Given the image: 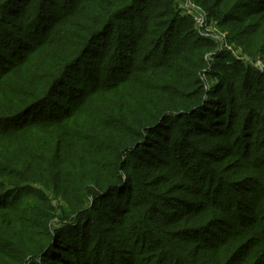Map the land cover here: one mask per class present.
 Instances as JSON below:
<instances>
[{
	"label": "trees",
	"instance_id": "trees-1",
	"mask_svg": "<svg viewBox=\"0 0 264 264\" xmlns=\"http://www.w3.org/2000/svg\"><path fill=\"white\" fill-rule=\"evenodd\" d=\"M47 1L45 9L34 18L30 12L35 14L40 5L35 10L33 5L30 9L24 4L23 9L18 10L15 3L13 10L12 0H0V264H37V259L48 264H105L107 258L103 255L108 249L112 256L107 264H135L136 261L141 264V261L144 264H264L263 152L258 154L262 162L258 159L248 164L250 167L258 165L250 175L239 176L233 182L216 180L218 185L213 192V181L210 189L204 184L203 196L210 200L205 208L191 211L187 210L188 204L191 205L187 200L177 202L185 204L191 217L205 213L200 220H183V216L180 222L174 218L161 222L159 205L155 206L148 197L141 199V191L135 193L144 188V183L131 172L141 165L156 169L155 165L158 167L172 151L185 154L184 147H169L170 137L175 136L179 123L184 122L186 128L189 127L187 134L223 137L221 122L231 121L230 114L223 118L226 108L219 106L217 100L213 102L204 97L207 91L199 76L205 72L211 55L215 59L211 64L213 72L231 67L239 76H246L248 67L233 58L225 61V56H218V46L210 39L182 36L181 32L189 33L186 27H192L193 22L179 19L171 0H150V7L155 9L153 13L145 8L149 0H95L94 10L101 11L103 17L81 14L79 21L72 19L77 16L75 9L81 5L83 8L84 3L91 0H60V16L52 12L57 3ZM190 1L203 8L209 24L237 26V38L245 43L252 39L251 28H262L261 24L251 26L247 21L253 15L256 17L251 21L255 18L264 21V3L260 4L262 10L247 13L241 10L246 0ZM64 3L70 11L62 10ZM92 5L86 6V13ZM105 6L110 8H101ZM49 11L52 15L46 20L44 15ZM7 17L18 20L15 24L7 21ZM173 17L176 27L166 29ZM77 31H81L78 37ZM49 34L53 35L52 39L47 38ZM75 37L78 42H71ZM112 37L116 41L109 52L108 40ZM29 38L34 44L26 43ZM137 44L141 47L135 48ZM185 44L188 48L180 49L179 46ZM98 45L100 48L95 50ZM125 47L130 50L129 54ZM155 55H161L162 59L152 60ZM188 55L190 58H185ZM89 56H93L97 67L106 65L105 70L90 67ZM85 64L86 68L93 69L92 76L85 77L83 71L80 75V66ZM21 70L24 71L19 75ZM76 74L77 85L86 87L87 81L91 84L89 92L85 93L75 84ZM140 76L144 80L138 82ZM102 77L103 83L110 81V85L102 84ZM237 82L238 94H242L241 88L253 91L246 105L260 122L264 109L259 114L260 96L253 88L254 79L248 83ZM128 83L133 84L128 86L133 89L132 100L125 96V101L119 100L115 105L103 100L102 105L100 102L92 107L91 103L109 89L116 88L114 99H118L120 86ZM185 86L195 87L192 98L181 93ZM84 116L90 120H85ZM179 132L182 130L176 134ZM244 149L246 152L247 148ZM75 151H80L83 157L107 154L115 161L101 171L102 164L91 161L93 171L100 173L90 179L78 175L71 166L77 158ZM244 152H237V157ZM207 153H201L203 157L208 156L207 165L217 164L215 157ZM176 162L172 164L169 181L174 173L175 176L181 174L175 167ZM80 168L82 173V164ZM46 193L68 207L60 208L59 215L55 216V208ZM29 196L37 206L25 204L24 209L21 203ZM89 198L94 201L90 206ZM100 198L104 201L98 202ZM131 199L137 202L130 203ZM103 207L110 208L118 218L105 214L100 210ZM25 214L34 215L35 219L40 216L47 225L55 218L70 224L77 221L81 236L77 232L75 240L61 238L59 234L64 233L61 230H66L70 224L49 236L47 231L39 229L38 238L26 240L34 247L28 249L27 244V249L20 251L18 247L23 242L20 237L16 239L17 228L24 236H34L29 225L32 220L20 226L26 221ZM96 218L104 228L96 224ZM128 221L141 224L126 228ZM92 227L103 241H95ZM118 227L122 229L120 235ZM103 231L105 236L101 235ZM140 231H143L140 243L142 241L148 249L140 255L130 250L126 252L129 256H124L127 250L123 245L111 246L106 239L112 234L117 243L126 240L136 249L139 240L135 244L130 235H140ZM10 239L16 240L8 242ZM63 241H72L73 247L64 248ZM194 242L199 243L197 246L202 252L197 246H191ZM9 248L15 249L18 256L8 252Z\"/></svg>",
	"mask_w": 264,
	"mask_h": 264
},
{
	"label": "rangeland",
	"instance_id": "rangeland-1",
	"mask_svg": "<svg viewBox=\"0 0 264 264\" xmlns=\"http://www.w3.org/2000/svg\"><path fill=\"white\" fill-rule=\"evenodd\" d=\"M51 1L53 4L57 3V5L54 8H52V12H55L58 14V16H60L62 12L60 9L61 7L60 0H51ZM83 1L84 0H82V2ZM94 1L95 0H91V1H88L87 3H84L85 5L83 8H82V5L81 7L76 8L75 13L77 14V16L72 19L79 21L81 14H86L89 17H92L94 15L93 18L96 16L103 17V13L101 11L94 10L95 8ZM171 1H172L171 3L173 4L175 12H177L178 14L177 16L179 19L186 18V19L191 20V22H193V24H191L192 27L190 25L186 27L189 33L181 32L180 34L182 36H185V37L189 36L191 38H197L196 36H198L203 39L212 40L216 44V46H218V50H217V53L219 54V55L217 54L218 56H221V58L225 56V59H224L225 61L230 60L228 58H233L234 60H238L244 63L245 66L248 67V74L246 76H239L238 73L236 72V69H233L231 67H228L225 69H214L215 72H213L211 70V64L213 63V61H215V59H213L212 58L213 55H211L207 61L208 66L205 69V72L199 76V81L204 86V89L207 91V94H206L207 96H204V97L212 100L213 102L215 99L219 102V106L223 105V108H226L227 111L225 115L223 116V118L226 119L228 117V113L230 114L231 121L226 120V121H223L224 123L221 122L223 127L227 125L225 129L221 127L222 128L221 130H224L223 137H210L206 135H197L195 133L187 134V132H189L190 130L189 127L186 128V125L184 122L179 123L175 131L177 132L179 129H181L182 132L181 133L179 132L178 134H176L175 132V136L170 137L169 147L170 149H173L174 145H177L179 148L184 147L187 150L185 151L186 155L180 151H172L171 154L167 156L164 161L158 164V167L155 165L156 169L154 170L149 169L147 165H143V166L141 165L140 169H137V168L131 169V172H133L134 175L138 179H140L142 183H144V188L137 189L135 193L139 194V191H141V194H140L141 199L148 197L147 200H149L152 203L154 202L155 206L159 205L158 208L162 214V216H160L161 222H167L173 218L174 220H177L180 222L183 216H184L183 220L185 218L189 220H194L193 218L200 220L201 218H203L206 215L205 213H200L194 217H191L189 214V211L186 212L187 207H185V204L183 203L184 205H182V203H177V202L184 200V199L187 200V202L188 203L190 202L191 204V205L188 204V206L190 207L187 210H191V211L205 208L210 203V200H207L203 196L204 190H205L203 189L204 184H205V188L208 187L207 189H210L211 181H213V185H212V192H213L214 188L218 185V183H216V180H220L223 183H226L228 181L233 182V181H237L239 176L250 175L251 172H254L258 168L257 167L258 165L250 167L248 166V164H252L253 160H258V159H259V162H262L263 159H260L261 157H259L258 154L262 152L264 153V138L262 139V136H264V134H262V130L264 128L263 127L264 118H261L259 122V120H257L255 116L252 113H250L251 110L250 108H247L246 101L249 102L248 99L250 98V94L253 91L250 88H245V89L241 88L242 94H238L240 87H239V83L237 82L239 80V81L248 83L251 78L254 79L253 88H255L257 92V96H260L259 103H257L258 112L259 114H262L263 112L262 110L264 109V48L262 49L261 47L264 46V21L258 20V18H255L254 21H251V18L254 19L256 15H253L251 18L248 19L247 24H250L251 26L256 25V24H261L262 28L261 30L258 28V26H256L255 28H251L252 39L245 43L242 40L237 38V32H238L237 26L224 25L221 27H217V26L211 25L208 23V20L206 18L207 16L202 7L194 4L190 0H171ZM149 2L150 0L148 1V4L146 5L145 8L146 10H149L150 12L153 13L155 12V9L153 10L152 7H150ZM15 3L18 4V6L16 7L18 8V10L22 8L24 4H28V8L30 9H31L30 5H33L32 8L35 10L40 5L37 12L35 11V14L30 12V14H32L35 18L36 15L39 16L38 12H41L45 9L46 5L48 4V1L47 0H12V3H11L12 9H13V6H15ZM98 3H100L101 6L104 5L103 2L101 1H97V4ZM261 3H264V0H246V4L244 8H242L241 10H245L247 11V13H254L255 11L262 8V5L260 6ZM87 5H92V8L89 9V12L86 13ZM140 7L141 6L139 5V8ZM101 8H110V7L105 6ZM65 9L70 11L69 6L68 5L66 6V4L62 10H65ZM52 12L50 11L49 13L46 12L44 15V18L47 20L49 17H51ZM18 13L20 12L18 11ZM175 17L171 19L170 21L171 25L170 26L167 25L166 29H171L172 25H174ZM6 20L9 22L12 21L13 23L16 24L18 19L14 17H7ZM103 20H106V19H103ZM164 22H162L161 24H163ZM176 24L177 23L175 22L174 27H176ZM77 33H78L77 37L81 35V31H77ZM77 37L73 38L71 42L77 43L78 42V40L76 39ZM47 38L52 39L53 35L49 34L47 35ZM51 41L53 40H50V42ZM54 41H56V38L54 39ZM114 41H116V39L113 37L108 40L107 49L109 50V52L113 50L112 48H114L113 46ZM125 41L126 39H123V42ZM26 43L29 45L34 44V42L30 38L27 39ZM102 45H101V48H102L101 52L103 50ZM188 46H189L188 44H185V45H180L179 47L180 49H183V48L185 49V48H188ZM95 47H96L95 50H98L100 48V45L95 46ZM139 47H141V44H137L135 48H139ZM45 49L46 48H44L43 50L45 51ZM125 49L127 50V54H129L130 50L127 49V47H125ZM226 54H228L229 56ZM92 58L93 56H89L87 58V60L89 59L92 60L90 67L95 68V69L105 70L106 65H103L104 68L102 66L97 67L95 60ZM185 58H190V56L188 55ZM161 59H162L161 55H155L153 56L152 60L158 61ZM224 60L221 59L222 62H224ZM81 66H80L81 68L80 72L78 71L80 75L82 74V71H83V74L85 75V77L88 75L92 76L93 69L86 68V66L88 67L87 64L83 65L82 67ZM23 71L24 70L19 71L20 72L19 75H21ZM76 76H78V74L74 75L73 80L76 81L75 84L77 85ZM141 76H144V75L142 74ZM141 76L137 77L138 82L144 80L143 77ZM121 77H124V76H122L121 74ZM101 80H102V84L110 85V81H106V84L103 83V80H104L103 77ZM188 81H190V79H188ZM90 85L91 84L87 81L86 87H84L83 85H77V86L80 89H83L84 92L86 93L90 91L89 90ZM131 85L133 84L128 83V84H124L120 86L121 96H119L118 99H114L115 98L114 96L117 95L115 91L116 88L112 90L111 89L107 90V93L105 95L104 94H102L101 96L99 95V97L96 98L95 101L91 103L92 107H96L98 103L100 102H101L100 104L102 105L103 100L109 101V104H113V105L117 104L119 100L125 101L126 98H128L129 100H132L131 97H133L132 96L133 89L132 87H128ZM143 85L145 86V88L149 89V86L145 82L143 83ZM221 86H223V89H220ZM226 90H227V93H226ZM194 92H195V87L185 86L181 88V93L185 96H188L187 98H192V94ZM238 95H241V96H238ZM104 96L106 97L104 98ZM125 96L127 97L125 98ZM135 96H138V95H135ZM236 98H240V99L236 100ZM135 100L136 99H134V101ZM86 103H89V101H87ZM254 110H255V107H254ZM84 119L88 121L90 120L87 116H84ZM208 141H210L211 144H208ZM216 148H219V149L216 150ZM244 148H247L248 152L247 151L244 152L245 150ZM75 152L77 154L76 156L77 158L73 161L71 166H73L74 170L77 172L78 175H82V176L84 175V177H89L90 179L94 175H98L97 172L100 173L101 170L107 169V164L109 162L115 161L114 157H110L107 154L101 153L102 155L99 154L97 156L92 155L88 157H83L82 155L79 154L80 151H75ZM207 152L210 153V156L212 155L215 157L214 160L217 161V164L214 163L212 165H207L208 160L206 159L208 158V156L203 157V155L208 154ZM237 152L239 154L240 153L242 154L244 152V154L241 157H237L236 155ZM201 153L203 155H201ZM245 154H247L246 156L247 159H245ZM91 161H96L100 165L102 164L100 171H97V172L93 171L94 166L93 167L91 166ZM175 161H177L175 167L181 174L177 173V176H175L176 174L174 173V178H172L169 181V179L171 178L169 174H171L173 170L172 164ZM81 164H82V169H83L82 173L80 172ZM151 165L154 166V164L152 163ZM203 166H206V167H203ZM34 187L36 189L38 188V186H34ZM32 192H34L33 188H32ZM167 194H171V195H167ZM206 194L207 192L205 191V195ZM46 195H49V198L52 201L53 207L55 208V216L59 215L60 208L65 209L68 207V205H65L59 199L54 200V198L52 197L53 196L52 194L46 193ZM171 197L173 198L171 199ZM31 198L32 196H29L26 199V201H22L21 204L23 205V207L25 204L27 206H37ZM92 200H93L92 198L88 199L87 201L88 206L94 203V201ZM102 201H104L103 198H100L98 200V202H102ZM136 202H137L136 199L130 200V203H136ZM100 210L105 211V214L111 215V217L115 219L118 218V217H114L113 211L110 208L103 207ZM126 210H128V207L125 205L124 211ZM182 211L185 213L183 214ZM23 219H25L26 221L22 222L20 226H25V224H28L26 223L28 222V220H32V222L29 223V225L31 226V231L34 232V236H28V235L24 236V234L21 233L19 229L17 228L18 235L16 236V239L20 237L21 238L20 240L23 242L21 244V247H18L20 251H24L27 249L26 245L30 242L26 240L36 239L38 238L37 236L38 234L40 236L39 229L47 231L46 233L48 236L49 234L52 235V233L55 235L56 230H60L63 228L64 225L71 223V222H67L66 220L63 222H59V220L55 218L51 224L47 225V224H44V220L41 219L40 216L35 219L34 215H31V214H25ZM75 222L78 224L77 221ZM95 222L98 226H100L101 228H104L99 218L98 219L96 218ZM76 223L70 224V227L66 228L67 231L65 230V228L63 229L65 231L61 230V232H64L62 234L61 233L59 234L61 235V238L64 237V238H71V240H75L77 239L78 233L81 236L80 234L81 230L76 228L77 226ZM139 224L141 223H138V221H135V222L128 221L126 228L130 226L139 227ZM92 229L94 230L95 237L93 234L92 236L95 238V241L97 242L103 241L104 239L97 236L96 231L93 227ZM121 230H122L121 227H118V230H117L118 235H120ZM91 233H93V231H91ZM139 234L140 235L138 234L130 235L131 238L134 239L133 242L135 244H136V241L139 240L138 248L136 249L135 248L133 249L132 243L130 245L129 244L130 242H127L126 240H122L119 243H117V241L112 238L113 236L112 234L108 235L106 239L109 245L111 246L120 247V245H123V248L127 250V251H124L125 252L123 253L124 256H129V254L126 252L130 250H132V253H136L137 255H140L142 254V252L146 253L148 249L144 248V244L142 241L140 243V240H141L140 236L141 234H143V231H140ZM101 235L105 236V232L103 231ZM166 238H168V236H166ZM16 239H12V240H16ZM12 240L10 239L8 240V242H12ZM79 241L80 240H78V242ZM62 243L64 244L63 245L64 248L73 247V244H74L72 243V241H63ZM16 244H17V241H16ZM197 244L199 243L194 242V244H191V246L196 248ZM30 247H34V246H29L28 249H30ZM197 248L200 249L198 246ZM8 250H9L8 252L14 253L12 255L18 256V254L16 253L17 251L15 249L9 248ZM120 251L123 252V249ZM202 251L203 250L200 249V252ZM115 254L117 255L115 259L118 260L119 259L118 254L117 253ZM111 256H112L111 249H108L106 253L103 255L104 258H107L105 259V264H107L110 261ZM141 262L142 264H144L143 261ZM37 264H48V263L44 261H38L37 259ZM135 264H141V263L139 261H136Z\"/></svg>",
	"mask_w": 264,
	"mask_h": 264
}]
</instances>
